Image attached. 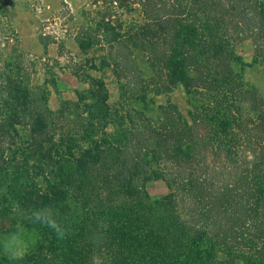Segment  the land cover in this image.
Instances as JSON below:
<instances>
[{"label":"trees","instance_id":"trees-1","mask_svg":"<svg viewBox=\"0 0 264 264\" xmlns=\"http://www.w3.org/2000/svg\"><path fill=\"white\" fill-rule=\"evenodd\" d=\"M79 16L38 35L84 85L53 110L52 64L17 38L0 50V264H264V96L242 74L264 65V0H89ZM177 86L183 110L130 104ZM21 229L34 242L10 257Z\"/></svg>","mask_w":264,"mask_h":264},{"label":"rangeland","instance_id":"rangeland-1","mask_svg":"<svg viewBox=\"0 0 264 264\" xmlns=\"http://www.w3.org/2000/svg\"><path fill=\"white\" fill-rule=\"evenodd\" d=\"M89 0H0V50H5V42L10 43L17 38L21 48L37 56L40 63H51L55 69V86H48L46 105L53 110L58 106L61 99H74L75 91L84 87L67 72L58 70L55 44L49 43L45 49L39 43L38 35L47 34L49 38L59 37L64 28L70 27L81 21L79 10L88 7ZM69 10L74 14L73 20L59 14L61 11ZM67 12V11H66ZM66 48L76 52V48L66 40ZM236 52L241 56L243 62L251 60L250 45L244 41L236 45ZM243 80L252 86L259 96H264V65L252 64L244 66ZM106 87L108 90V102L115 104L116 89L115 80L107 69L103 71ZM169 100L178 109L185 108V94L181 87L173 88L169 93L150 95L144 102H130L136 108H144L150 112V108L156 104ZM147 202H152L166 192V184L159 179L145 183ZM35 239L31 230L21 229L18 232L4 236L2 239L4 249L8 256L18 257L26 252Z\"/></svg>","mask_w":264,"mask_h":264}]
</instances>
